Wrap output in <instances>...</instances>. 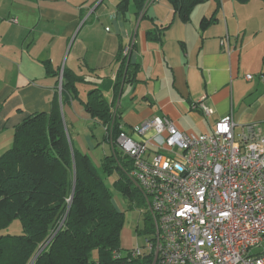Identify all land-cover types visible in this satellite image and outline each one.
<instances>
[{
    "label": "crops",
    "instance_id": "1",
    "mask_svg": "<svg viewBox=\"0 0 264 264\" xmlns=\"http://www.w3.org/2000/svg\"><path fill=\"white\" fill-rule=\"evenodd\" d=\"M120 1L0 0V156L20 123L55 106L73 124L101 125L79 99L63 103V72L83 78L77 83L81 100L100 87L112 101L117 58L128 45L141 69L117 102L127 131L160 115L183 132L203 134L232 114L236 134L250 124L264 132V0H207L188 21L167 0L151 2L148 18L136 15L132 0L129 12H119ZM155 25L167 27L161 42L148 39ZM124 95L134 105L125 107ZM203 98L214 109L210 116L197 107Z\"/></svg>",
    "mask_w": 264,
    "mask_h": 264
},
{
    "label": "trees",
    "instance_id": "2",
    "mask_svg": "<svg viewBox=\"0 0 264 264\" xmlns=\"http://www.w3.org/2000/svg\"><path fill=\"white\" fill-rule=\"evenodd\" d=\"M132 1L136 15L148 18L147 7L156 0ZM167 1L175 14L188 21L193 8L207 0ZM130 2L121 0L117 10L126 14ZM210 19L215 20V15ZM166 28L155 25L148 30V39L161 42ZM124 49L117 58L112 101L100 87L81 100L77 83L83 78L71 71L63 72L61 98L63 103L79 99L87 114L104 126L113 152L102 159V171L118 172L125 180L120 187L124 196L138 207H147L146 197L128 178L131 160L116 148L123 126L117 102L124 84L138 82L141 69L131 52L124 55ZM67 134L60 106H55L50 113H34L20 123L13 145L0 156V264H153L154 254L132 257L122 252L124 213L90 156L76 148ZM143 213L146 227L139 234H151V217ZM15 220L21 222L20 234L1 233Z\"/></svg>",
    "mask_w": 264,
    "mask_h": 264
},
{
    "label": "built area",
    "instance_id": "3",
    "mask_svg": "<svg viewBox=\"0 0 264 264\" xmlns=\"http://www.w3.org/2000/svg\"><path fill=\"white\" fill-rule=\"evenodd\" d=\"M197 107L214 113L204 98ZM121 129L116 145L132 162L129 175L153 224L144 245L127 255L154 254L155 264H264V251L251 252L264 244V132L257 125L236 135L228 114L210 132L189 134L156 115Z\"/></svg>",
    "mask_w": 264,
    "mask_h": 264
},
{
    "label": "rangeland",
    "instance_id": "4",
    "mask_svg": "<svg viewBox=\"0 0 264 264\" xmlns=\"http://www.w3.org/2000/svg\"><path fill=\"white\" fill-rule=\"evenodd\" d=\"M131 6H133L132 3ZM123 99L125 107L127 104L130 105V107L134 105L131 95H124V98L122 97V101ZM64 121L67 127L68 137H70V140L73 142L76 148H79L84 153L87 152V154L90 156L92 161L95 163L100 176L104 179L106 186L111 190L115 205L124 213V224L120 237L122 252L126 253L138 245L143 246L145 237L148 234L143 232L139 234V231L145 230L146 227V214L143 213V210H145L146 207L144 205L138 207L134 205L128 197L124 196L120 187L121 185L125 184V180L120 177L118 172L115 171V173L111 175H106L102 171V159L105 157V155H109L113 152L111 144L104 137L105 132L103 127L99 124L95 125L94 121L91 120L88 122L80 120V122L76 124L71 123L69 119H64ZM142 122L131 124V126L141 124ZM78 135L79 137H77ZM88 138L91 142L88 140ZM90 143L93 144L92 148L90 147ZM116 148L119 150L117 145ZM128 178L133 182V179L129 174ZM21 232L22 225L19 220H15L6 230L1 231L3 234H20ZM262 251H264V244L260 248L252 249L251 252L259 253Z\"/></svg>",
    "mask_w": 264,
    "mask_h": 264
},
{
    "label": "water",
    "instance_id": "5",
    "mask_svg": "<svg viewBox=\"0 0 264 264\" xmlns=\"http://www.w3.org/2000/svg\"><path fill=\"white\" fill-rule=\"evenodd\" d=\"M153 264H155V262Z\"/></svg>",
    "mask_w": 264,
    "mask_h": 264
}]
</instances>
